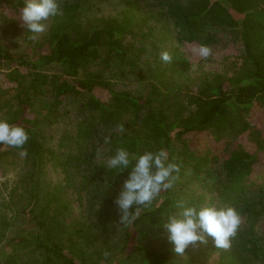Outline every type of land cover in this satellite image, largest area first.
Instances as JSON below:
<instances>
[{"label": "trees", "instance_id": "obj_1", "mask_svg": "<svg viewBox=\"0 0 264 264\" xmlns=\"http://www.w3.org/2000/svg\"><path fill=\"white\" fill-rule=\"evenodd\" d=\"M12 1L5 5L24 6V0ZM124 5L115 16H86L80 2L65 1L60 15L39 39L29 37L23 52L0 40V69H7L0 77V119L30 133L22 175L10 199H0V264H170V251L144 244V227L163 238L167 234L158 225L174 199L204 202L203 194L185 188L219 158L191 148L187 136L209 133L219 140L250 129L253 113L264 115V0H124ZM169 35L175 50L164 47ZM238 42L239 63L221 72L192 75L190 58L178 51L203 43L214 55ZM162 50L172 55L167 64L160 60ZM107 72L112 77L126 72L144 88H118ZM67 101L76 104L75 131L62 136V145L79 144L82 151L60 157L46 144V127L58 121L62 109L70 112ZM103 146L109 152L119 146L167 149L181 165L175 190L163 193L158 206L142 209L131 224L122 223L114 199L126 173L112 178L97 163ZM18 156L0 145L2 167ZM49 165L64 170L68 187L80 175L96 219L67 221L66 185L47 187ZM208 185L215 193L211 201L231 203L252 223L241 226L228 249L215 247L211 238L199 243L203 253L196 264H264V237L253 224L264 214V139L254 149L230 150Z\"/></svg>", "mask_w": 264, "mask_h": 264}, {"label": "rangeland", "instance_id": "obj_2", "mask_svg": "<svg viewBox=\"0 0 264 264\" xmlns=\"http://www.w3.org/2000/svg\"><path fill=\"white\" fill-rule=\"evenodd\" d=\"M13 0L12 2H14ZM65 1H78L81 3V10L86 16L94 15H106V16H115L125 8L124 0H60L61 6ZM263 7V5H260ZM18 10H15V7L5 5V0H0V40L9 46L13 51L23 52L27 45H30L29 42V31L24 24L23 20L20 18V12L23 7L16 5ZM50 23V21H49ZM48 23V26H49ZM43 35L40 34L36 39H39ZM169 40L165 43V46L168 50L177 49V44L175 41L171 40L172 36L169 35ZM242 47L241 43L229 49H226L223 53H217L211 55L208 59H203L195 55L192 51L195 46H179L178 51L183 52L190 58L191 68L190 73L199 74L201 72H221L231 67L232 64L239 63V54L238 49ZM238 51V52H237ZM92 71L97 70L98 66H93ZM6 68L0 69V77L4 75ZM54 71V70H52ZM107 79H110L113 83H118V88H130L133 91H141L144 88V83L135 79H131V76H127L126 72L118 74L116 77H112L110 72L106 73ZM111 77V78H110ZM69 103L68 109L70 112H65L62 109L63 115L60 116L58 121L54 124L48 125L46 127V144L52 150H54L60 157H63L65 153L73 152L78 155L82 149L79 147V144L66 143L62 145V136L65 133H72L75 131L74 121H75V107L76 104H73L71 101ZM73 104V105H72ZM253 118L251 120L252 127L244 133H229L225 135L222 139H216L212 134L201 133V134H190L187 136V143L191 148H194L199 153H209L210 157L218 155V161H212L208 164L207 169L200 174V178H191L189 184L185 188V192L190 194H203V199L209 201L215 195L211 190L209 183L213 181L220 175L221 163L227 156V153L233 149H254L264 139V115L257 112L253 113ZM180 145H177V148ZM86 153V151H84ZM103 153L104 155L110 154L108 148L101 147L99 154ZM16 162L10 165H5L2 167L0 165V199L5 197L6 200L10 199V191L15 187L16 181L20 179L22 175V168L24 165V157L20 155L15 158ZM14 160V161H15ZM98 164L101 165V160L99 155L96 158ZM78 169V167L76 168ZM77 171V170H76ZM24 173V172H23ZM67 174L62 170V168L56 165H49L44 173V180L47 184V187L50 189L54 188L57 184L66 185L64 188V196L70 202L71 212L67 217V221H86L90 219H96V211L94 204H90V197L86 189L80 188L78 182L79 177L74 178L70 187L67 185L68 179L66 178ZM192 177V175H190ZM206 177V178H205ZM73 178V177H72ZM72 182H76L75 185ZM197 197V196H194ZM20 205L19 197L16 199ZM252 223L247 217H242L241 226L248 227V224ZM255 230L260 236L264 237V214H261L259 218L253 223ZM144 230L147 231L148 235L143 242L146 246L156 247V248H165L171 253V262L170 264H196V258L201 257L203 253L202 248H199V243L196 245H190L183 255L176 254L173 251L172 245L167 240V235L161 238L156 233L154 234L153 228L144 227ZM116 237V236H114ZM114 241L117 238H113ZM113 239H111L113 241ZM110 240V241H111ZM127 264H130L127 262ZM263 264V263H260Z\"/></svg>", "mask_w": 264, "mask_h": 264}, {"label": "clouds", "instance_id": "obj_3", "mask_svg": "<svg viewBox=\"0 0 264 264\" xmlns=\"http://www.w3.org/2000/svg\"><path fill=\"white\" fill-rule=\"evenodd\" d=\"M60 13V0H24L20 18L30 33L29 37L34 40L47 30L49 21ZM192 51L203 59L212 55L211 47L203 43ZM160 60L169 63L171 53L162 50ZM119 131L123 132V127ZM29 139L30 133L24 126L0 119V145L15 149L21 157H25L28 155L26 145ZM104 143L110 144L111 137L105 136ZM98 155L101 166L112 178L126 173L114 199L122 223L131 224L142 209L158 206L163 200V193L175 190L181 165L163 147L132 151L119 146L110 154ZM171 208L161 217L158 227L165 230L173 251L179 255H183L190 245L206 243L208 238L212 239L215 247L228 249L241 228V213L231 203L211 200L194 203L187 199H174Z\"/></svg>", "mask_w": 264, "mask_h": 264}]
</instances>
